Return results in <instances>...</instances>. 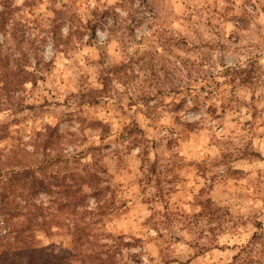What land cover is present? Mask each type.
Returning a JSON list of instances; mask_svg holds the SVG:
<instances>
[{"label":"clouds","instance_id":"obj_1","mask_svg":"<svg viewBox=\"0 0 264 264\" xmlns=\"http://www.w3.org/2000/svg\"><path fill=\"white\" fill-rule=\"evenodd\" d=\"M29 3L0 33V166L46 139L76 173L70 198L35 172L52 231L84 264H264V0Z\"/></svg>","mask_w":264,"mask_h":264},{"label":"rangeland","instance_id":"obj_2","mask_svg":"<svg viewBox=\"0 0 264 264\" xmlns=\"http://www.w3.org/2000/svg\"><path fill=\"white\" fill-rule=\"evenodd\" d=\"M11 2L12 0H0V6L4 9L0 11V33L6 35L5 25H9L13 36L23 39L25 32L30 30L26 23L21 22L25 19L22 9L12 8ZM30 6L29 0H26V7ZM0 68H7V57L2 52H0ZM69 124H71L70 121ZM42 144L43 140L39 141L35 154L19 156L16 161L17 168L5 171L4 167L0 166V264H31L33 262V259L28 258L21 251L19 254L17 250L11 251L15 247L14 238L18 236L17 231L21 230L23 234H19L16 245H22L23 241L21 242L19 239L23 238L33 246V236H35V245L48 253L68 255L73 251L72 242L62 239L59 233L52 231V221H50L49 215H46L47 210H44L40 216L38 208H43V200L40 205H35L30 198L31 192L28 189H23L18 183L19 179H22V183L28 181L33 175V171H39L41 176L47 180L58 179V176L67 179L70 177L73 184L77 183V176L74 181L71 171L63 177L59 174L55 177L50 174L51 161L48 160V152L43 149ZM65 168L66 162L60 166V171H64ZM52 171L57 170L52 169ZM35 216H37L36 219ZM46 230L48 233L45 232ZM100 264H104V262L101 261Z\"/></svg>","mask_w":264,"mask_h":264},{"label":"trees","instance_id":"obj_3","mask_svg":"<svg viewBox=\"0 0 264 264\" xmlns=\"http://www.w3.org/2000/svg\"><path fill=\"white\" fill-rule=\"evenodd\" d=\"M58 139H59V137H58ZM42 147L44 150H47L46 139L43 140ZM35 172L36 171H33V175L29 178L28 181H25V183H22V179L18 180V183L21 184V187L23 189H28L31 193H33L35 191H49L50 189L48 186H45L43 188L41 187L43 180H46L48 182L49 186L52 183H55V184H57V187L61 193L66 194L70 198H75L76 191H77V189L75 188L76 183L65 184V181L68 179L66 177L60 178L59 176H58V179H55V180H47L44 178H43V180H37ZM71 174H72V179L75 181L76 173L72 172ZM44 210H46V209L38 208V211H40V216H42ZM36 218H37V216H35V219ZM44 223L46 224L47 222H44ZM47 231L48 230H46L45 232L48 233ZM21 233L23 234L22 230L17 231L18 236ZM18 236H16L14 238L15 239V243H14L15 247H13V250H11V251L17 250L18 252L17 251L16 252L18 254L20 251L22 252V254H26L28 258L33 259V262L31 264H84L82 259H81L80 252L77 250V248L74 247V245H73L72 253H70L68 255H56V254L48 253L44 249L37 247V245H35V242H34L35 236H33V246L30 242L23 240V238L19 239V241H21V242L23 241V244L22 245H19V244L16 245V243H18L17 242ZM6 253H8V252H6Z\"/></svg>","mask_w":264,"mask_h":264}]
</instances>
